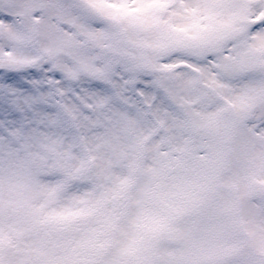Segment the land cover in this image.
Masks as SVG:
<instances>
[{
	"label": "snow or ice",
	"instance_id": "obj_1",
	"mask_svg": "<svg viewBox=\"0 0 264 264\" xmlns=\"http://www.w3.org/2000/svg\"><path fill=\"white\" fill-rule=\"evenodd\" d=\"M0 264H264V0H0Z\"/></svg>",
	"mask_w": 264,
	"mask_h": 264
}]
</instances>
